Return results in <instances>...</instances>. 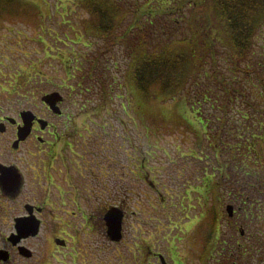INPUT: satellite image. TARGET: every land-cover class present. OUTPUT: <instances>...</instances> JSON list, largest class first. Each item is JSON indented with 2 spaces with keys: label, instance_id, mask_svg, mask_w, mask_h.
Returning a JSON list of instances; mask_svg holds the SVG:
<instances>
[{
  "label": "rangeland",
  "instance_id": "rangeland-1",
  "mask_svg": "<svg viewBox=\"0 0 264 264\" xmlns=\"http://www.w3.org/2000/svg\"><path fill=\"white\" fill-rule=\"evenodd\" d=\"M18 1L26 9H35L39 18L31 19V14L25 13L3 22L4 25L0 27V54H5L7 59L0 58V80L12 83L18 79L21 84L20 80L26 79L23 82L26 85L28 79H33L34 82L30 93L22 97L12 94L13 91H8L3 86L4 89L0 90V111L5 114L0 116L15 117L18 111L28 109L34 113H46L52 118V110L42 103L41 97L58 91L62 95L58 108L65 114L61 119H65L66 124H55V127L61 131L64 130L57 139L51 141L56 144L54 151L63 148L66 145V139L69 140L70 134L76 131H80L84 138L92 137L91 142L87 144L84 143V138L80 139L81 152L77 149V153L82 155L81 164L88 169L91 161L98 167V175L102 177L98 184L99 200L103 197L101 194H104V201L107 202V189L113 191V203L118 206L111 203L108 213H111L112 219L118 220L119 232L115 236L118 238L113 241L104 234L106 218L103 216V207L99 203L100 230L98 235L91 236L93 240L91 250L98 259L96 264H157V253H160L168 264L172 263L171 258L178 259L183 264H208L207 260L212 257H209L207 253L201 254L202 240L199 238V232L196 233L197 224L202 220L198 213L203 210L197 205L196 200L203 185L201 179L203 162L190 157V148L195 146L193 139L190 140V129L198 133L202 132L195 114L181 98L161 102L144 97L145 108L153 115L160 116L159 119H154L157 125L150 123L142 110L143 106H140L138 95L130 90L133 88L131 76L126 69L124 71L122 69L125 68V64L121 63L118 66L113 53L107 55L96 50V47L102 46L101 40L92 43L91 38L84 36L82 38L84 46L79 42L68 41L67 43L75 51L54 40L55 35L63 38L65 34L70 41L75 40V34H77L75 32L81 28L78 20L85 15V11L79 4L74 5L73 0ZM74 1L77 3V0ZM98 1L100 2L98 7L103 13L111 15L117 13L110 7V4H114L111 1ZM113 1L116 4L125 3L123 0ZM140 1L129 0L128 4L132 6ZM159 4H162L164 8L171 7L174 2L163 4V0H152L148 9L153 10ZM129 20L135 22L127 17V23L130 26L132 24H129ZM42 25L49 26L53 33H42ZM152 26L159 27L155 23ZM178 27L169 26L168 29L161 31L159 29L160 35L164 36L159 40L169 39L172 34L178 32ZM38 36L41 38L39 42ZM58 47L62 48V55L56 51ZM80 51H85L86 54L79 55ZM116 52L120 55L121 50ZM77 54L81 58L96 56V59H92L95 65L93 73L83 77L82 71L70 77L71 69L68 64H71V60H74ZM30 61L39 67L38 73L37 71L32 72L33 75L27 73L26 69L30 66ZM111 70L114 83L111 79ZM106 82L108 88L102 91L100 86ZM155 92L152 90L150 94ZM80 94L82 98L78 101L77 97ZM138 94L142 93L138 92ZM92 143L97 144V149H92ZM261 149L264 156V145ZM263 156L260 158L262 164H264ZM111 164L115 172L114 180L108 182L107 177L112 174ZM85 176L87 182L89 173ZM86 182L82 181L80 184L82 187L90 188L91 183ZM0 203L1 214L6 215L7 207L13 208L15 201H10L6 206L5 201L0 198ZM120 208L125 211L124 231L121 238L119 237L120 233L122 234V220L121 214L118 213ZM224 212L223 209L220 216L222 231H224L222 227ZM254 224L255 221L250 222V225ZM248 228L256 230L259 227L256 223V228L253 226ZM5 234L7 231L0 228V245L5 242ZM189 237L190 263H187L185 256L188 253L184 245ZM88 242L90 240L87 244ZM28 243L33 246L32 249H39L36 246L39 241L29 239ZM144 247L147 255L141 256L140 249ZM79 248L83 247L79 246ZM167 248L174 250L176 254L167 252ZM70 249L68 247L66 250ZM45 251L43 257L45 254L48 258L52 255L56 257L60 255V252L50 253V244ZM68 251L66 257L64 254L61 257L66 259L65 264H70L71 252ZM39 257L43 258L35 251V259L27 260L28 257L19 256L14 251L10 261L0 262V264H32Z\"/></svg>",
  "mask_w": 264,
  "mask_h": 264
},
{
  "label": "trees",
  "instance_id": "trees-1",
  "mask_svg": "<svg viewBox=\"0 0 264 264\" xmlns=\"http://www.w3.org/2000/svg\"><path fill=\"white\" fill-rule=\"evenodd\" d=\"M105 1L114 3L110 7L116 14L103 13L98 0H73L85 11L78 20L81 28L75 40L70 41L67 34L64 39L55 35L54 40L72 51L68 41L84 46V36L92 43L101 40L96 50L113 53L118 66L125 64L122 69L131 76L130 90L138 95L150 123L157 125L154 119L160 116L145 108L144 97L186 102L202 129L201 133L190 129V140L195 143L190 157L203 162V185L196 198L203 209L196 229L202 240L201 254L212 257L208 264H264V164L260 160L264 145V0H163V4H174L164 8L159 4L153 10L148 9L152 0L132 6L129 0ZM25 13L31 19L39 18L35 9H26L18 0H0V27ZM127 17L135 21L129 20L131 26ZM169 26H179L178 32L161 42L164 36L158 30ZM41 32L53 33L47 25L41 26ZM61 49L56 50L60 55ZM0 58L7 59L5 54ZM92 59L96 56L77 54L68 64L70 77L82 71L83 77L93 73ZM27 67L30 75L39 72L34 62ZM25 80L21 84L18 79L12 83L0 80V90L5 86L12 94L25 96L34 82L28 79L27 87ZM100 87L106 91L107 82ZM152 90L156 92L151 95ZM227 204L233 206L234 215L229 218L224 212L222 231L220 216ZM256 223L258 229L248 228H256Z\"/></svg>",
  "mask_w": 264,
  "mask_h": 264
},
{
  "label": "flooded vegetation",
  "instance_id": "flooded-vegetation-1",
  "mask_svg": "<svg viewBox=\"0 0 264 264\" xmlns=\"http://www.w3.org/2000/svg\"><path fill=\"white\" fill-rule=\"evenodd\" d=\"M0 114L5 113L0 111ZM33 114L32 119L26 122L29 125V132L19 140L18 128L24 124L20 111L15 117L0 116V124L3 125V129L0 128V198L5 201L6 206L10 201H15L13 208L7 207L5 217L0 210V228L7 231L5 242H1L3 244L0 245V249L8 251L10 261L14 251L21 256L19 248H26L29 253L26 256L27 260H32L35 259V251L43 257L46 247L50 244V253L60 252V255L48 258L45 254L32 264H65L66 259L61 257L62 254L66 257L68 251L66 249L70 247L68 251L71 252L70 264H96L98 259L91 250L93 245L91 236L98 235L100 230L99 203L103 207V216L107 223L104 234L110 241L118 238L115 236L119 232L113 233L108 223L112 220L108 211L113 203L114 193L107 189V202L104 201V194H101L103 197L99 200L98 184L102 177H99L98 167L93 161L89 169L81 164L82 155L77 153V149L81 152L80 139L84 137L80 131L70 134L69 140L66 139V145L54 151L56 144L51 141L57 139L64 130L58 129L55 124L65 125L66 120L61 119L65 114L61 111L53 113L52 118L46 113ZM42 122L44 127L41 126ZM91 140L92 137L89 139L86 137L84 143H90ZM91 147L95 150L97 144L92 143ZM110 171L112 174L107 177L108 182L114 180L112 164ZM87 173L90 188L82 187L80 184L82 181L86 182ZM118 213L121 214L122 220V234L120 233L119 237L121 238L125 211L120 208ZM19 224L23 226L22 229ZM29 239L39 241L36 245L39 247L38 250L32 249L33 246L28 243ZM88 240L90 242L87 244ZM186 240L188 242L185 243L184 249L188 255L185 256V262L190 263V237ZM166 251L176 254L169 248ZM146 252L145 247L140 249L141 256L147 255ZM78 253L80 257L77 256ZM167 256L169 257L168 253ZM171 261V264H183L178 259L171 258ZM158 262L168 264L160 253L156 254V263Z\"/></svg>",
  "mask_w": 264,
  "mask_h": 264
},
{
  "label": "water",
  "instance_id": "water-1",
  "mask_svg": "<svg viewBox=\"0 0 264 264\" xmlns=\"http://www.w3.org/2000/svg\"><path fill=\"white\" fill-rule=\"evenodd\" d=\"M42 100L45 101L46 103H48L50 105V107L55 111V112H59V109L55 106L56 102L61 100V95L58 93V92H52L50 94H47V95H44L42 97ZM22 116L24 118V121H26V119H29V116L32 117L30 115V111H24L22 113ZM28 127H25V125L21 128H19V131H18V135L20 138H24L28 132ZM1 128V127H0ZM226 211L228 212V215L231 216L232 215V212H233V206L228 204L226 206ZM112 218V217H111ZM118 220L117 219H112L110 221H108L109 223V226H111V228L113 229L112 231L114 232H117V222ZM28 224V223H27ZM19 227L22 229V225L19 224ZM17 238V237H16ZM15 238V239H16ZM20 252L23 254V255H26L28 256L29 253H28V250H26V248H23V247H20ZM0 259L1 260H7L8 259V252L5 251V250H1L0 249Z\"/></svg>",
  "mask_w": 264,
  "mask_h": 264
}]
</instances>
